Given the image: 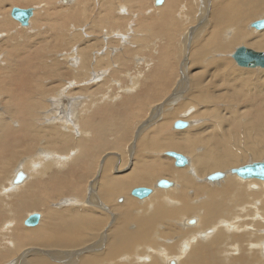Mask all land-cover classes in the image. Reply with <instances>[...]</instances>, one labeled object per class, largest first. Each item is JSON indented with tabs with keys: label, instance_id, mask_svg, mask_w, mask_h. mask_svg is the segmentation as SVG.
Returning <instances> with one entry per match:
<instances>
[{
	"label": "rangeland",
	"instance_id": "374dc122",
	"mask_svg": "<svg viewBox=\"0 0 264 264\" xmlns=\"http://www.w3.org/2000/svg\"><path fill=\"white\" fill-rule=\"evenodd\" d=\"M156 1L66 0V3H63V0H15V2L13 0H0V130H3L0 132V254L5 253L2 257L11 254V247L7 245V242H11L10 245L15 244L12 247L13 252L20 251V249L25 251L33 247L28 238L37 228L24 225V221L29 215L33 213L42 215L40 228L44 225H63L64 228H72L76 220L72 216V212L75 215L81 214L83 217V209L90 211L88 213H91L90 209H92L97 212L91 213V216H99L100 220L104 219L109 226L113 222V216L122 217L121 209L124 207L121 205L123 204L126 206V210L131 209V214H134V211L146 210L145 204L140 205L144 199L140 200L131 196L132 189L136 187L154 188L159 179H167L175 183L173 178L160 177L158 179L154 176L161 166H163L162 169L160 168L162 171L163 168H169L172 171V176H175L174 172L185 169L175 167L174 160L163 153L176 151L193 159V155L197 152H206L204 142L209 140L213 134H220L224 131L217 124L223 119L226 122L223 127L228 130L227 132H243L244 135L237 137L234 142L242 145L247 137L244 130L254 128V132H257L259 124L264 122V69L238 67L231 57L236 49L243 46L259 51H264V49H257L253 47V44L244 42L228 43L232 39V33L229 34L230 31L241 26L244 27L246 33H251L249 35L250 37L253 36L252 42L261 41L260 38H257L261 32L249 29V25L264 18V0H250L247 8L257 7L255 13L244 21H238L237 24H240L237 26H231V22L221 25V29L216 33V41L214 33V39H212L209 21L211 20L212 9L229 10L223 2H220L222 0H177L176 2L175 0H163L164 7L162 5L156 7ZM261 6L263 9L259 10ZM15 7L36 8L30 27H21L18 22L11 18V9ZM205 23L207 26H204ZM190 32H193L192 36L189 35ZM190 38L193 42V44L191 42V46L186 43V39ZM223 47L224 49L220 50ZM71 52L76 53L77 59L75 56L73 59L77 62L80 56L86 57L87 67L84 68L81 64L76 73L73 69L78 67L76 66L78 63L72 68L63 57L70 55ZM198 55L199 57H196ZM201 58L202 61L204 60L203 62ZM193 61L200 66L198 68L193 67ZM72 62L74 64V60ZM223 62H227L230 67H233L232 69H239L245 73L239 77H234L233 71L229 68L224 72L230 76L227 79L233 81L228 80L229 83H222L223 78L216 75L215 66H220V63ZM104 70L106 73L108 72L106 76L101 75L100 71L104 73ZM94 72L100 74V79L96 80L92 76ZM187 73L190 74L187 75L189 79L185 75ZM205 73L209 76L206 79V84L218 86V88L209 89L206 94V96L214 97L215 101L197 107L196 104H191V101L195 103L193 99L191 100V96L188 100L190 89L187 87L191 78ZM220 81L223 85H219ZM183 84L185 89L180 92L177 89L183 87ZM63 89H67V92L71 89L70 94L72 96L79 94L81 99L86 100L87 97L89 99L86 105H81L77 127L74 126L76 128L73 127L70 130L54 123L48 125L47 122L50 121L39 119L41 114L50 110L51 105L47 104L48 101L55 98L56 93L62 92ZM54 90H57L55 94L53 93ZM247 93L249 95H246ZM239 94L242 96L241 98H239ZM195 95V97L199 96L196 93ZM232 96L235 100L233 103H229L228 99ZM167 98L172 99L168 104H164ZM38 100L45 101L39 105ZM75 100L74 98L73 103ZM91 101L95 102L94 107ZM187 103H190L191 106L189 107L192 108V113L189 112ZM232 104L236 107H231ZM157 107L163 108L161 110L163 111L162 116L157 117L155 115L157 122L154 119L151 121L150 119L153 118L155 112L158 115L155 111ZM232 108L234 109L232 110ZM184 118L191 121L192 126L184 130H174L173 123L177 119ZM151 122H153L152 125H150ZM199 127L204 130L200 132L205 140L196 144L192 152L180 150L179 146H183L185 143H180L178 139L180 136L175 134H181L184 131L195 133ZM206 127L209 129L206 130ZM48 131L50 136H46ZM52 131L55 134H50ZM82 132L88 133L87 136L83 135ZM36 133L42 135L36 138L34 136ZM239 140L240 143H238ZM149 144L151 148H146ZM257 144L260 151H263L264 140L258 141ZM39 154H42L41 158H38L42 162L50 161L52 154H56L65 160L61 167L46 163L43 168L36 171L38 176L35 174L33 178L26 179L17 187L14 186L13 179L19 168L26 165L27 162L31 163L27 164L28 169L37 168L36 164L41 161L37 160L38 162L33 163L30 159L38 157ZM135 154L140 155V161L145 160L148 164L151 162L157 169L150 171L151 173L147 172L149 178L144 185L148 186H133L128 189L132 182H127L126 185L121 182L133 174L137 163V158H133ZM105 155H107V162L111 167L108 173L112 178L120 180L119 183L122 184L116 190V194L119 192L122 194H115V197H112L108 203L103 201L107 205V211L95 205L97 202L93 201L95 199L91 197V186L99 178L97 174ZM121 156L123 159L120 162ZM249 157L245 160L242 159L234 167L264 160V151L259 157L260 160L256 158L257 160L253 161L250 152ZM27 159L29 160L25 161ZM34 161L36 160L34 159ZM22 169L21 172L24 171ZM186 169L189 168L186 167ZM228 170L222 169L219 172ZM207 175L201 177L203 179L201 181L204 182H198L199 185L197 183V186L204 189L206 195L201 193L200 197L196 196L194 199L187 197V201L191 202V205L195 199L197 201L206 199L210 189L209 184L206 185L205 183ZM151 178L152 181H149ZM103 179V177L99 179V183ZM237 180L239 179L237 178ZM257 183L254 180L250 183L254 192L259 190V183ZM234 185L235 183L232 182V186ZM94 188L96 189V187ZM169 189L158 188L155 193L169 192ZM211 190L218 191L220 187L214 189L211 187ZM192 191L193 193L190 191V194H196L195 187L192 188ZM246 195L243 192L244 201L240 204H237L235 198V204H232L233 208L247 207L248 203H253L252 208L247 207V213L252 215L251 218L258 220V215L252 214L254 209L258 210L259 213L262 212L260 215L264 219V205H262L264 204V197L257 198L256 193ZM94 196L100 199L98 189L95 190ZM91 198L92 200H90ZM127 198L133 200L137 205L128 202ZM119 199L121 202H118ZM72 201L78 202L77 205L71 203ZM220 201V199H215L213 205L219 204ZM88 202L90 204L86 205ZM212 202L210 201L207 205H212ZM207 205L203 204L204 208L194 206V209L197 211L201 209L202 213ZM133 206H135L134 209ZM147 206L151 208V202ZM171 206L169 205L168 208ZM198 208L200 209L198 210ZM88 213H84V216L89 215ZM63 216H66L64 221L61 220ZM91 216L89 217L90 220ZM196 217L193 213L189 214L187 219L190 218L188 220L190 221ZM7 222H11L10 227H13L11 230L7 229ZM133 224L130 226L133 227L135 225ZM262 225H264L263 222ZM163 229L164 226L160 230ZM198 229L193 233L194 238L200 240V236L196 233H201L203 230ZM263 229L264 227L261 226L264 234ZM99 230L98 235L101 234L103 228ZM188 236L183 229H179L177 234H171L167 241L158 240L157 246L153 242L147 245V247L153 248L155 252L148 251L150 249H146L143 244L137 243L133 248L139 247L143 250L134 255L132 262H136L135 258L139 255L140 257L145 256V258H141L144 261L142 260L140 264H149L155 260L162 264V262L167 261L169 255L164 258L162 253L157 250L166 248L163 244L168 243L172 237L177 239L181 245L183 241L186 243V238L190 237ZM227 245L225 246V254L222 248V253L217 259H223L224 255L229 258L242 255L240 248L239 250L233 249L236 243L232 239L227 242ZM247 245V243L243 245L244 248H247H245L243 255H246V251L249 250ZM174 248L176 251H173L172 254L176 256L171 255L170 257L175 258L176 262H174L177 264L178 243L174 245ZM58 251L63 250L58 249ZM89 251L93 252L94 250ZM101 251L102 247L98 252ZM257 252V250L253 251L258 257L260 256V259H264L263 251ZM17 256L15 255L10 260L6 259L0 264H7ZM146 257H149L151 261H148ZM59 261L54 263L68 264L65 259ZM121 264L126 263L124 261Z\"/></svg>",
	"mask_w": 264,
	"mask_h": 264
},
{
	"label": "bare ground",
	"instance_id": "6f19581e",
	"mask_svg": "<svg viewBox=\"0 0 264 264\" xmlns=\"http://www.w3.org/2000/svg\"><path fill=\"white\" fill-rule=\"evenodd\" d=\"M13 1L15 2V0H13ZM176 1L177 0H175V2ZM105 2H106V0H105ZM220 2H223L229 10L219 11L217 8L212 9L211 20L209 21V23H210V27H211V34L213 36L212 39H214V35H215V41H216V33L221 29V25H225V24L231 22L230 23L231 26H237L238 24H240V23L237 24L238 21L239 22L242 20L244 21L246 18L250 17L253 13H255V11L257 10V7H255V6L252 8H247V6L250 3V0H222ZM63 3H66V0H63ZM206 4H207V2H206ZM161 5L165 6V3L164 4L162 3L156 7H159ZM15 8H18V7H15ZM13 9L14 8L11 9L10 16L13 20H15L12 16ZM32 9H33V15L31 16V18L29 20V24L27 26H23L19 21L15 20L16 22L19 23V25L21 27H24V28L30 27L31 19L33 18L35 11H36V8H32ZM260 9H263V6L259 7V10ZM251 24L249 25V29H254L255 31L258 32V30L251 27ZM205 25H206V23L204 24V26ZM243 28L244 27L241 26L238 29L234 28L235 31H234V29H233V31H230L229 34L232 33L231 34L232 39L228 43L231 42V44H232L233 42L234 43L244 42L246 44H253V47H255L257 49H264V31H263L264 29L260 31L261 34L257 35V38H260L261 41L260 42H252L253 36L250 37L249 34H251V33H246ZM117 33L119 34V32H116V34ZM213 33H214V35H213ZM189 35L192 36L193 32H190ZM193 41H194V39H193ZM191 42H192L191 38L186 39V43H188L189 46H191ZM192 44H193V42H192ZM64 48H66V47H64ZM87 49H89V48H87ZM223 49H224V47L220 50H223ZM190 50H192V49H190ZM199 51H201V50H199ZM236 51H237V49L235 50V52ZM84 52H86V51H84ZM235 52L233 53V55L235 54ZM75 54L76 53L71 52L70 55H65L63 57L65 58V61L68 62L70 67H72L73 65H76L78 63V65H76L78 67L73 69L76 72V71H78L79 66L81 64L84 68H86L87 67V61H85L86 57L80 56V58H78L79 61L77 62L75 60V59H77ZM233 55L231 56L232 58H233ZM74 56H75V59H73ZM196 57H199V55ZM72 60H74V64H73ZM201 61H202V58H201ZM214 65H215V63H214ZM218 65H219V63H218ZM198 66H200V65H198L197 62L193 63V67L198 68ZM237 66L240 67L238 64H237ZM72 68H74V67H72ZM229 68L231 71H233L234 77H239L242 73H245L243 71L241 72L239 69H235V68L232 69L233 67L232 66L230 67L227 64V62L220 63V66H215V71H217L216 75L218 77L223 78L222 83L225 82L227 84V83H229L228 80L230 82L233 81L231 79H227V77H230V76H227L224 72L225 70H227ZM241 68H243V67H241ZM250 69H252V68H250ZM93 70H94V68H93ZM100 72H101V75H104V76H106V74L108 73V72L106 73V70H104V73H103V71H100ZM92 74H93L92 76L95 77L96 80L100 79L99 73L97 74V72L96 73L94 72ZM183 74H184V72H183ZM185 75L187 76L188 73ZM188 76H187V78H188ZM184 77H183V79H184ZM207 77H209V76L206 73L200 74L194 78H191L190 82L188 83L187 88L190 89V92L188 94L189 95L188 100H190V96H191V100L193 99V101L195 102V103H192V101H191V104H196L197 107H198V105L202 106L205 103H212L215 101L214 97L206 96V94L209 92V89L215 88V87L218 88V86L210 85V83L206 84ZM86 79H88V78H86ZM222 83L220 81L219 85H223ZM134 86H135V83H134ZM67 89H65V90L63 89L62 92L56 93V97L54 96L55 98L52 97L53 99H51V101H48L49 103H47V104L51 105V108L49 111H45L43 114H41V116L39 118L40 120L50 121L49 123L47 122L48 125L51 123H54L56 125L57 124L60 125L62 128L63 127L69 128V130L72 129L74 126H76V124L78 123V113L80 111L81 105H86L88 103L89 99L87 97L86 100H83V99H81V95H79V94L78 95L76 94V96H72L70 94V92H72V90L70 89L69 92H67L66 91ZM133 89H134V87H133ZM133 89L131 88L130 90L132 91ZM184 89H185V85L183 84V87H179L177 90H179L180 92H183ZM57 90H54L53 93L55 94V92ZM80 90H83V89H80ZM195 93L198 94L199 96L195 97L196 96ZM246 95H249V94L247 93ZM239 96H240L239 98L242 97L240 94H239ZM245 97H247V96H245ZM74 98L76 100L73 103ZM196 98H198V99H196ZM235 98H237V97H235ZM171 99L172 98H167V100L164 102V104L165 103L168 104ZM220 99H223V97H220ZM188 100H186V101H188ZM233 100H235V99H233V96H232L228 99V102L233 103ZM43 101H45V100H43ZM43 101L38 100L37 103L39 105H41V102H43ZM96 102H98V101H96ZM91 104L94 107L95 102L91 101ZM187 104H188V106L187 105L186 106L190 109L189 112L192 113L193 112V111H191L192 108L189 107V106H191V105H189L190 103H187ZM34 105L37 106L36 104H34ZM234 106H233V104L231 105V107H234ZM84 107H86V106H84ZM215 109H216V107H215ZM233 109L234 108H232V110ZM161 110H163V108L157 107L155 111H157L158 115L155 112L154 115L152 114L153 118H151L150 120L151 121L155 120V122H157L156 121L157 119H155V115L157 117L162 116L163 111H161ZM206 111H208V110H206ZM216 112H219V111H216ZM169 114H168V116H169ZM211 115H216V114H211ZM168 116H167V118H168ZM80 118H82V117H80ZM84 119H85V117H84ZM181 120L187 121L185 118L181 119ZM177 121H179V119H177L173 123V129L174 130H184L182 128L175 129V123ZM188 122H190V125L188 126V128H189L192 126V123H191V121H188ZM43 123H45V122H43ZM152 123L153 122H151L150 125H152ZM217 124H219L220 128L224 129V131L220 134H218V133L213 134L211 138L209 137L210 138L209 140H206L204 142V144L206 146V152H200V153L197 152V154L193 155V159H192V157L189 158V164H187L185 167H177V168H182V169L185 168V169L174 172L175 176H172L171 175L172 171H170L169 168H167V167L165 169L163 168V171L161 170L163 166L158 168L159 170L156 172V174H154V176L158 177V179L160 177L170 178V179L173 178V180H175V183L173 182L174 185H173V187H171L169 189L170 190L169 192L155 193L158 188L154 186L155 190H154L153 194L151 196H149L148 198L144 199L143 200L144 202H142L140 204V205L145 204L146 210L134 211V214H131V212H130L131 209L126 210V206H124V204H123V205H121V207H124L123 209H121V213L123 214L122 217L117 218L116 216H113V222H112V224H110L111 226L110 225L108 226L107 221H105L104 219L100 220L99 216H91V213L97 212V211L92 210V209H90L91 213H88L90 211H88L87 209H83L84 210V211L82 210L83 211V217L81 216V214L75 215L72 212V216L76 219L75 223L74 224L72 223L73 224L72 228L71 227H65L64 228L63 225H60V226L44 225V227L40 228V226L42 224V220H41L40 223L35 227V228H37V230L35 232H33V234L28 238V240L31 241V244L33 245V247H31L25 251H21V249H20V251H14L13 252L12 247H14L15 244L10 245L9 243H11V242H7L8 243L7 245H9L11 247L10 248L11 254L7 255V257L6 256L2 257L3 255H5V253L4 252L1 253L0 254V262L2 263V261L6 260V259L10 260L12 257H15V255H18L13 261L8 262L7 264H55L54 263L55 261H59L62 259L67 260L68 264H121V263H124V261L126 264H140V263H142V260H143L141 258H145V256L140 257L138 255L135 258L136 262H134V263L132 262V260H133L132 258L134 257V255L137 252L143 250V249L141 250V248H139V247H138L139 249L133 248L137 243H141L146 247V249H150L148 251L155 252L153 250V248H149V247H147V245H149L150 243L153 242L157 246L158 240H162L161 242H165V241H167V239L169 238V236L171 234H173V233L177 234L179 229H183L184 233H186L187 236L190 234L189 235L190 237L188 236L189 238H186V243L183 241L180 245L178 240L174 239L172 237L168 240V243L166 242V244H163V245H165L166 248H164V249L160 248L159 249V247H158L159 250H157V251L161 252L164 258L168 257L167 255H169L168 259H166L167 261L162 262V264H165V263L172 264V261H175V258L170 257V256L174 255L172 253H173V251H176L174 248V245L177 243H178L177 252L179 255V256L177 255L178 258L176 257L177 264H234V263L235 264H264V259H260V256L258 257L257 254L253 253L254 250H257L258 251L257 253H261L262 251L264 253V234L262 233V230H261V226L264 227V225H262V222L264 224V219L260 215L262 212L259 213L258 210H255L253 208L254 210H253L252 214L258 215L257 216L258 220H257L255 218H251L252 215L247 213L248 212L247 207H249V209L252 208L254 206L253 203H248L247 207L239 206L237 208H233V206H232V204H235V201H236L235 198L237 199V204H240L241 202L244 201V197L242 196L243 192L245 193V195L251 194V193H256L257 198L258 197L260 198V196L264 197V181H261L259 179H257V180L253 179L254 181L259 183V186H258L259 190L254 192V190L251 188V185H250V183L253 180H249L248 178L243 177L240 174L238 175L237 173L236 174H230L231 170L240 168V166L239 167H234V166L235 165L237 166V164H239L238 162H240L242 159L245 160L246 158H248L249 152L252 155L251 159L253 161L254 160L256 161L257 159L258 160L261 159V158L259 159V157L263 154L264 148H262L263 151H260V147L258 146L257 142L264 140V136H263L264 135V122L259 124L257 132H254L255 129L250 128V127H249L250 129L244 130V132H246L245 135L247 137L245 138V142L244 141H243V143L241 142L242 145L234 143L235 139L237 137H241V135H244V134H242L243 132H241L242 130L240 131L241 133H238V132L237 133H231V132L229 133V132H227L228 130L223 127L226 124L225 119L220 120ZM221 124H222V126H221ZM51 125H53V124H51ZM76 127H74V128H76ZM44 128H46V127H44ZM50 128H52V127H50ZM202 129H201V127H199L198 129H196L195 133L194 132L190 133V132L184 131V132H181V134H175L176 136H180V137H178L180 143L181 142H183V144L185 143V145L179 146L180 150L192 152L193 147L196 144L201 142V140L204 141L205 139L202 136L203 134L201 133L204 130H202ZM208 129H209V127H208ZM208 129L206 127V130H208ZM206 130H205V132H206ZM1 131H3V130H0V132ZM217 131H218V129H217ZM232 131H234V130H232ZM178 132H180V131H178ZM50 134H55V133H53V131H52ZM82 134L87 136L86 134H88V133L82 132ZM40 135H42V134L36 133L34 136L36 138H38ZM46 136H50L49 131H48ZM231 142H233V143H231ZM238 143H240V140ZM32 144H34V143H32ZM262 144H263V142H262ZM146 148H151L150 144ZM160 149H162V148H160ZM72 154H71V156H74ZM40 156H42V154L41 155L39 154L38 157L34 158L36 161H34V159H30V160H32L33 163L41 161L40 159H38V158H41ZM139 157H140V155H138V154H135V156L133 157L134 159L137 158V163L135 165V169L133 171V174L128 176L127 178L123 179V181L121 182V183H125L124 185H126L127 182H132V184L129 185L128 189L130 187H133V186H141V185L146 184L148 181V178H149V175H147V172L151 173L150 171L157 169V168L155 169V166L152 165L151 162L148 164L145 160L140 161ZM50 159L51 160L47 161V162L41 161V162L37 163L36 164L37 168H35V169H28L27 164H31V163L27 162L26 165L19 168L18 172L23 168L22 170H24L23 173L26 175V177H27L26 179H31L35 176V174L37 175L36 171H38L40 168H43V166L46 163H48L49 165L53 164L57 167H61L64 160H65V159H62L61 157H58L56 154H54V155L52 154L50 156ZM107 159H108V157L104 158L103 163H102L103 169L100 173V176L97 180L94 181V183L91 186V194H92L91 197L95 199L93 201L97 202L95 205H98L100 209L105 210V211H107L106 203H108L112 197L113 198L115 197L116 190L118 189L117 187L122 185L121 183H119L120 180H116V178H112L110 176V173H108L111 170V167L109 165V162H107ZM122 159L123 158L121 156L120 162L122 161ZM172 159L175 162V159L174 158H172ZM28 160L29 159H27L25 161H28ZM251 164H252V162H251ZM19 166H20V164H19ZM242 166H245V165H242ZM186 167L189 169H186ZM232 167H234V168H232ZM222 169L223 170L229 169V170L222 172V173H224V178H222L219 182H216V181L210 182L208 179L205 178L206 179L205 183H206V185L208 183L209 184L208 186L210 188L208 191L206 199L204 201H202V200L197 201V199H195L192 202L193 205H191V202L187 201V197L194 199L196 196H199L201 193H204V191H203L204 189H202L201 186H197L198 182L199 183L204 182V181H201V180H203V179H201V177H204L207 174L208 175L213 174V173L217 172V170L219 172ZM102 177L104 179L99 183V179H101ZM237 178L239 180H237ZM192 180H195V181H192ZM240 180H242L244 182H241ZM149 181H152V178ZM221 182H223V183H221ZM232 182H233V184L235 183L234 186H232ZM199 183H198V185H199ZM220 183H221V185H219ZM19 185L20 184H17L14 186L17 187ZM144 186H148V185H144ZM94 187H96V189L99 190L100 199L97 198L96 196L93 197V194H95V190H96ZM123 187H125V186H123ZM194 187H195L196 194L193 195L190 193L191 192L193 193L192 188H194ZM211 187H213V189L215 187H220V190H218V191L211 190ZM9 189L11 190V188H9ZM125 189H124V191H125ZM171 189H173V190L171 191ZM3 191H4V189H3ZM21 191H23V190L21 189ZM164 191H168V190H164ZM120 193L121 192H119L117 194L119 195ZM92 198L90 200H92ZM127 199H128V202H130L131 204H134L135 206L137 205L130 198H127ZM215 199H218V200L220 199L222 202L220 201L219 204L215 203L216 205H213V202L215 201ZM31 201H33V200H31ZM66 201H69V200H66ZM103 201H105L106 203ZM210 201L211 202L213 201L212 205H207V203H210ZM118 202H121L120 199ZM149 202H151V205H152L151 208H149L147 206V205H149ZM64 203H65V201H64ZM71 203H74L77 205L78 202L76 203L75 201L74 202L72 201ZM71 203H69V204L71 205ZM126 203H127V201H126ZM89 204H90V202H88L86 205H89ZM203 204L207 205V206L202 211V213L200 211L201 210L200 208H198V210L200 209L199 211L194 209V206H197V207L202 206L204 208ZM81 205L83 206V203ZM169 205H172V206L170 208H168ZM242 205H244V204H242ZM262 205H264V204H262ZM82 206H79V207L82 208ZM135 206H133V209L135 208ZM84 213H88L89 215L84 216ZM193 213L197 217L202 218V219H199L196 217V218H194V220H196L195 225H190L189 221H188L190 218L187 219V216L189 214H193ZM90 216H91V220L89 218ZM218 216L220 217L219 219H218ZM65 218H66V216H63L61 218V220L64 221ZM41 219H42V216H41ZM258 222H260V223H258ZM10 223L7 222V224H6L8 230H11V228H13L12 226L10 227ZM131 224H133L134 226L131 227L130 226ZM248 225H252V226H248ZM162 226H164V229L160 230ZM190 226H192V227H190ZM195 226H196V228H194ZM174 227H175V229H173ZM214 227H215V229H214ZM100 228H103L104 231L102 230L103 233L101 232V234L98 235ZM188 228H192V229H188ZM196 229L203 230L201 233H196L197 235L200 236L199 237L200 240H198L197 238H194V233L197 231ZM258 235H260L261 237H259ZM230 239H232V241H234L236 243V245L233 247V249L235 248L234 250H239V248H240L242 250V253H241L242 255H238V257H236V258H234V257L229 258L228 256L224 255L225 254L224 251H226L225 246H228L227 242ZM161 242H159V243H161ZM257 242H258V244H256ZM230 243H232V242H230ZM230 243H229V245H230ZM246 243L248 244L247 246L249 247V250L246 251V255H243V253L245 252V248H246V247L244 248L243 245ZM163 245L161 244V246H163ZM101 247H102V251L98 252L101 249ZM222 248H223V253H224L223 254L224 260L223 259H217V257H219L222 253ZM45 249H47V250H45ZM58 249H61L63 251H58ZM89 250H94V251L90 252ZM95 251H97L98 253ZM85 252H89V253L85 254ZM174 256H176V255H174ZM146 259H148V261L150 260L149 257H146ZM148 261H145V262H148ZM257 261H259V262L257 263ZM151 263L152 264H160V262L156 261V260L150 262L149 264H151Z\"/></svg>",
	"mask_w": 264,
	"mask_h": 264
},
{
	"label": "water",
	"instance_id": "95a60500",
	"mask_svg": "<svg viewBox=\"0 0 264 264\" xmlns=\"http://www.w3.org/2000/svg\"><path fill=\"white\" fill-rule=\"evenodd\" d=\"M163 3V0H157L156 6ZM33 15V9H23V8H14L12 12V16L15 20L19 21L23 26H27L29 24V20L31 16ZM252 28H255L258 31H261L264 29V18L259 19L251 24ZM233 59L235 62L243 68H252V69H264V51L254 50L252 48L247 47H239L235 54L233 55ZM190 125V122L179 120L175 123V129H186ZM165 156H169L171 158L175 159L174 165L176 167H185L187 164H189V158L184 156L183 154L176 152V151H167ZM117 155V154H116ZM107 155H105L102 158L100 169L97 174V177L100 176V173L103 169L102 163L104 158ZM240 174L243 177L248 178L249 180L253 179H259L261 181H264V160L253 162L246 164L245 166L240 167L239 169H233L231 170L230 174ZM240 176V177H241ZM26 175L19 171L17 172L16 176L13 179V184H21L26 180ZM222 178H224V173L222 172H215L213 174H210L206 177L210 182H219ZM173 182L167 180V179H160L157 181L155 187L157 188H163V189H169L173 187ZM154 188H148V187H138L131 191V195L133 197H136L140 200H143L145 198H148L151 196L155 190ZM41 214L40 213H33L29 215L25 221L24 225L27 227H36L40 221H41ZM194 219L189 221L190 225H195ZM172 264H175L174 261H172Z\"/></svg>",
	"mask_w": 264,
	"mask_h": 264
}]
</instances>
